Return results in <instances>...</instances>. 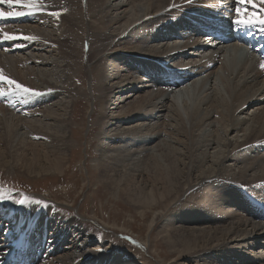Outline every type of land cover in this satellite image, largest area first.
Here are the masks:
<instances>
[{
	"label": "bare ground",
	"instance_id": "obj_1",
	"mask_svg": "<svg viewBox=\"0 0 264 264\" xmlns=\"http://www.w3.org/2000/svg\"><path fill=\"white\" fill-rule=\"evenodd\" d=\"M185 1L189 0H38L36 8L29 9L0 0V11L25 13L0 17V77L43 93H24L7 79L0 80L5 84L0 87L4 92L0 96V167L19 166L27 175L63 171L71 144L69 103L76 87L69 72L74 71L78 30L86 17L92 38L87 59L93 60V71L99 77L97 92L105 104L114 106L109 110L113 114L100 116L101 124L107 126L95 160L108 187L125 196L134 208L146 209L143 216L159 210L150 225L160 227L165 243L176 255L170 264H264V201H258L264 199V79H260L264 69L246 48L236 42L227 45L216 38L209 40L199 27L217 19L235 23V9L245 5L236 0ZM181 2L184 4H178ZM246 11L259 17V0L255 7L247 5ZM52 12L59 15L54 17ZM13 19L15 25L10 24ZM146 19L151 20V30L141 26ZM22 20L34 21L36 29H29ZM254 28L264 30L260 25ZM144 31H150L153 40L161 37L173 43L179 36L185 41L182 49H159L148 43L144 47L140 44L148 39ZM4 32L34 39L4 40ZM122 40L132 52L121 54L126 47L112 52V46ZM11 49L26 51L29 56L23 53L24 58L18 55L14 59ZM36 49L48 55H35ZM173 55L197 59L170 65ZM30 61L45 68L35 72L24 66ZM63 62L67 72L60 69ZM207 70L209 88L196 94V85L183 86L190 80L194 84L195 77ZM40 75L53 77L62 87ZM137 75L150 81H142L141 88ZM152 87H158L156 92ZM122 91L125 95L112 97ZM64 92L67 94L62 95ZM134 95L136 101L128 100ZM235 112L249 117L235 119ZM123 119L139 123L132 126L134 131L132 127L110 128L120 126ZM205 125L209 134L202 130ZM239 132L241 140L228 137H237ZM156 140L153 147L146 148ZM220 145L226 150H219ZM203 146L204 153L193 152ZM228 146L233 149L229 151ZM142 151H149L145 155L149 161L126 170L132 155ZM226 161L229 163L220 167ZM245 189L261 204L246 202ZM184 193L186 199L176 209L179 214H166L169 205ZM95 239L77 217L55 214L51 206L40 210L32 205L20 211L0 203V264H131L122 260L107 239L90 248ZM21 249L23 254L12 257Z\"/></svg>",
	"mask_w": 264,
	"mask_h": 264
},
{
	"label": "rangeland",
	"instance_id": "obj_2",
	"mask_svg": "<svg viewBox=\"0 0 264 264\" xmlns=\"http://www.w3.org/2000/svg\"><path fill=\"white\" fill-rule=\"evenodd\" d=\"M189 1H187V3ZM182 4H184V2H181L180 5ZM201 6H204V4ZM84 7L85 6L83 4L82 10H84ZM0 8L3 10L2 6ZM169 9L170 8L168 7V9L166 10ZM160 15L161 14H159V16ZM155 16L156 15L153 16V19ZM83 21L84 25L81 29L78 30L80 36L79 42L76 46L77 57H75L74 60V71L69 72V75L72 76V78L74 79V87H76L72 91L73 96L70 97L71 99L69 103L70 115L68 116V120L70 121V123L68 125L69 133L67 134H69L71 144L67 151L66 162L64 163L63 171L57 173L48 171L46 173L39 174L35 172L27 175V173L23 171V168H20L19 166H14V169L10 166H8L7 168L0 167V203L10 206L11 209H16L20 211L29 210L32 205H35L40 210H47L51 206L55 214L64 216L67 219L77 217L82 226L85 227L91 234H94L96 236V239L93 241L94 244L90 248L96 246L97 242L103 243L107 239L112 245V249L122 254V256L124 257L122 260L131 262V264H170L174 260L176 255H173L171 253L169 246L165 243L163 234L159 231L160 227L158 226L156 228H153V225H150V221L152 220L153 216L157 212H159V210L148 212V215L143 216V213H145L146 209L140 210L138 208H134L127 202L125 196H121L118 191L108 187L104 177L101 176L97 166H95V160L98 159L99 154L101 153V150H98L100 146L99 141L101 140L100 137L105 132V128L107 126H103L104 124H101L100 116L101 114H113L109 110H114V106H108L107 104H105L103 98L100 96V93L97 92L99 77L93 71V60L89 61L87 59L88 50L90 49V44L92 42L91 31L88 28V22L86 17H84ZM11 22H13V24L10 23L11 25H15L17 23L15 22V19H13V21ZM22 23L27 24V27L29 29H36V24L34 21L22 20ZM150 23L151 20L146 19L141 24V26L144 29L151 30L152 27ZM105 31L107 30L105 29ZM144 34L148 37L147 42L140 43L144 47L146 46V43H148V46H155L159 49H165L166 46H174L177 48L180 47V49H182V45L185 41V39H182L179 36H176L175 42L173 43L171 41L165 40V38L160 39L161 37L156 40H153L152 38H149L150 31H144ZM116 38L117 37H115V40ZM14 41L18 42L22 40L14 39ZM124 47L126 48L121 50V54L127 51L132 52V47L128 44H125V41L123 40L119 45H113L111 50L112 52H115L117 49ZM36 50L38 51H35L36 53L34 52L35 55L41 54L43 57L48 55V53H45L44 51H41L39 49ZM11 51V55L12 57H14V59H17L19 56L20 58H24L25 54H28L29 56V53H25L26 51L21 50L22 52H20L14 49H11ZM1 52L2 51H0V53ZM31 57H34V59H38L36 56L33 55H31ZM99 57L100 55H98L96 59H98ZM158 58L161 59L162 57L159 56ZM180 58L181 57H179L178 55H173L172 59L169 60L168 63L170 65H175L174 63H176L177 60H181L185 63L188 59H191L192 61L194 59H197L196 57H186L184 59L183 57L182 59ZM31 61L30 64L28 63V65L24 66H27L29 68L32 67L35 72H38L39 68H45V66L35 64ZM180 64L181 62L177 63V67H179L178 65ZM50 66L51 65H46L47 68H50ZM66 66V63L63 62L61 64L60 69H64L67 72L68 70ZM6 69H9L8 66H6ZM207 73L208 70L204 74H199L198 76H196V81L194 84H192L193 80H190L186 83V85L183 86L189 88L190 86L193 87V85H196L197 89L194 90V92H196V94L201 93L204 89L209 88ZM248 75L249 74L247 72L246 76ZM40 77H42L44 80L49 81L50 83L55 82L58 84L59 87H62V85L56 82L53 77L45 75H40ZM140 77L141 82L139 83V86L143 88L142 81L149 79H147L146 76ZM260 79H264V75L261 76ZM231 84L232 81L230 82V85ZM44 85L48 86V84L46 83H44ZM0 87H5V84H0ZM157 88L158 87H152L150 88V90L153 89L154 92ZM66 94L67 93L64 92L62 95ZM62 95L60 97H62ZM113 95L114 96H112L111 94L112 97L121 95L123 96L125 95V93L123 92L118 95L117 93H114ZM212 95L213 92H210V97ZM224 95L226 99H228L227 93H225ZM141 97L144 98L145 96L143 95ZM193 98H195V96H192L191 99L193 100ZM128 100L136 101L137 96L134 95ZM14 102L16 103L17 100L15 99ZM14 116L18 117L17 115ZM235 116V119H240L241 117L248 119L249 117L245 115V113L238 114V112H235ZM137 123H139L137 119H123L120 120V123H118L120 124V126L116 127L115 125H113L110 128H127L132 127ZM240 125L241 124H239V127ZM154 129L155 127H153L150 132H152ZM204 129L206 130V133L209 134L208 126L205 125L202 130ZM132 130L134 131V127H132ZM108 133H112V130L109 132L108 129ZM241 133L242 132H239L237 137L235 136V134L230 135L228 137L231 138V140L233 141L234 139L241 140ZM162 137H164L163 134ZM225 138L226 137L224 136V140ZM157 141L158 140L152 142L151 144L153 145L147 144L146 148L153 147L157 143ZM220 147L222 149H220ZM218 148L219 150H223L224 146L220 145ZM232 149L233 146H228L229 151H231ZM244 149H246V147ZM201 150L203 151V153L206 151L205 147L203 146L201 148H198L197 150H193V152L195 154H198ZM215 150L211 149V151ZM225 150L226 148H224V151ZM148 152L149 151H142L141 153H136L132 155L133 157L129 161H127L128 164H126V170H131L138 162L141 161V165H145L149 161L148 159H146L145 156ZM9 153L10 154L7 153V156H10L8 158H11L10 150ZM248 154L252 155V153ZM227 163L229 162H224L220 167H223ZM218 169L219 167L216 166L215 171L217 172ZM216 178H218V176ZM247 192V189H245V194L243 195L244 198L246 197V202H250V204L255 205V201H257V199L254 195ZM185 195L187 196V194L184 193V195L179 197L176 202H172L165 213H178L179 211L177 210L180 208L182 201L186 199ZM251 198L253 199V201L250 200ZM21 199L25 201L24 204L16 203L17 200ZM37 201H39L40 203H37ZM258 201L263 202L264 199H259ZM152 228L153 232H151ZM261 241H264V239L261 238ZM181 259V257L177 258V260H179L180 262Z\"/></svg>",
	"mask_w": 264,
	"mask_h": 264
},
{
	"label": "snow or ice",
	"instance_id": "obj_3",
	"mask_svg": "<svg viewBox=\"0 0 264 264\" xmlns=\"http://www.w3.org/2000/svg\"><path fill=\"white\" fill-rule=\"evenodd\" d=\"M3 2L9 4V6H13V5H21L24 7H27L29 9H33L36 8L38 0H3ZM236 2L238 4H243L245 5V8H241V7H237L235 9V14H236V19H235V23L237 25H245V26H264V0H259V3L261 5V13L260 16L257 17L256 13L254 12H248L246 11V6L247 5H252L253 7L256 6L257 0H236ZM21 15H25L24 12H20V11H15V12H3L0 11V17H11V16H21ZM52 16L57 17L59 15L58 12H52L51 13ZM2 37L4 40H14V39H24V40H29V39H34V37H26L21 35H16V34H11V33H7L4 32L2 33ZM262 67H264V65H262ZM2 79H7L6 77H0V80ZM8 84H15L16 89L18 91H22L24 93H29V92H33L35 95H41L43 93H39V92H35L32 89L23 87L19 84H16L15 81L11 80V79H7ZM4 95L3 91H0V96ZM16 203L19 204H24L25 201L23 199L21 200H17ZM37 203H40L39 201H37Z\"/></svg>",
	"mask_w": 264,
	"mask_h": 264
}]
</instances>
